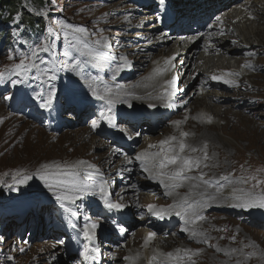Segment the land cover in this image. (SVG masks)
I'll use <instances>...</instances> for the list:
<instances>
[{
  "label": "rangeland",
  "instance_id": "374dc122",
  "mask_svg": "<svg viewBox=\"0 0 264 264\" xmlns=\"http://www.w3.org/2000/svg\"><path fill=\"white\" fill-rule=\"evenodd\" d=\"M45 1L47 5L43 6L36 14L41 15L45 12L47 13L48 10V16H51L52 26L55 27V29L53 28V33L51 35H53L54 32L57 33L56 40L59 39L61 47L56 50V53L59 55L56 57L50 56L48 53H44L43 55H40L41 52L38 53L37 63L39 64L41 59L45 61L44 64H40L41 69L55 65L57 69L55 74L59 79L54 82L57 83H49L47 76L40 77V73L35 69L29 73V78L24 83L12 84L11 80L17 79V77L12 75L11 70L4 75L2 84L0 82V109L7 114L8 118L13 119L10 124L4 123L0 128V202H11L10 205L13 206L14 212H20L17 208L26 211L25 206L27 203H23L27 202L26 200H34L35 203L38 204V210L29 213L26 218L23 219L25 224L20 225V229L18 227L19 225L15 222H10V230L9 228L3 229V232L0 233V237H3V240L0 241V264H71L73 258H71L72 256L68 257V253L65 250L67 243L65 241V244L63 242L58 245L59 238H57V235H64L66 236V239H68L69 237H67V234L73 231V225L76 230H81L86 223L95 222L96 220L91 217V214L86 213L88 202L85 199L87 196L82 197L75 205H72L74 210L78 211V215L73 217L60 207L59 203L55 200V196L44 187L43 182L39 180V176L37 175V170L41 168V165L58 164L63 169L65 165H71L72 161H81V157H84L82 160H85L86 163L79 166L77 170L80 171V168H88V165L91 164L90 157L98 159L101 154L107 156L111 149L116 148L115 145L112 147L109 137H104L105 141H103L99 140L96 134L94 136L88 134L87 136V131L84 126L89 122L83 124V121L80 118L82 117L81 114L76 117V115L73 116L68 112L62 113L60 121L69 120L70 124L63 126L60 130H55L53 126L55 120L54 114H52L53 120L50 122L48 116H44L45 109L38 106L40 101L34 99L37 93L42 91L46 93V91L55 84L59 86L61 85L63 90H72L76 93V90H73L76 87L73 86L72 89L69 80V75H71L72 72L61 70V68L64 64H67V61H69L68 58L71 60L70 62L78 59L82 64L88 55L85 51L86 49L83 48V43L78 42L76 39H73V37H79L80 41L86 42L89 45V48L93 50H100L106 53V57L99 58L101 62L109 60L112 61V64H120L122 61L120 60L121 56L126 57L127 60L129 59L131 66L127 68L125 67L122 71V76H124L130 74V70L127 71V73L124 72L128 68L132 67V69H135V74L131 77L129 76L130 78H126L129 82L135 83L136 80L145 74L147 66H149V63H147L149 58L147 56H140L138 58V56L135 57V54V56L130 55L136 46L145 42L147 37L139 34L143 30L140 28H132L133 31H130V27L121 25V18L124 13L127 14L128 10H132V6L136 8V4L133 3L132 5H129V3H132L129 0ZM28 6L31 5L29 4ZM128 6H130V8H128ZM188 7L192 8V6ZM145 8V6H140L138 8V16H141V19H137L132 26L139 27L144 23L147 25L146 23H148V21L143 19L145 18V15H150L149 21L152 22L154 15L147 12ZM60 21H63L64 24L73 25V29H67L70 33L68 40L64 39L63 31L65 29L59 23ZM79 26L85 27L88 31L86 33H75V27ZM134 32L139 34V39H136L135 41L127 36L129 33ZM101 38L106 39L111 47L105 48L103 46V41L99 45L95 44V41ZM71 40L73 41L71 42ZM174 41L175 39L173 38L171 42ZM50 42H52V40ZM71 44H76V49L72 48ZM253 44L254 53L251 56V65L252 67L257 65L256 67H258V69H250V71L261 77L253 79L258 85H261L264 84V47L261 46V43V45H259L258 41H254ZM77 49H80L81 51H77ZM114 49L118 52H112ZM140 50L142 53L145 49ZM14 51L18 52V48L15 47ZM50 51L55 54L53 47ZM65 52H68L69 55L65 56ZM71 52L75 53V58L70 56ZM141 55H149L150 58H154L157 56V50L153 49L150 52ZM112 57H115V59ZM3 61L4 52L0 49V63H3ZM145 63H147V65ZM110 67L102 65L99 69L104 70L105 72L110 70ZM87 71H92V68H88ZM51 74V72L48 73V75ZM186 74L185 69H182V73L178 72L177 75H180V85L183 81L185 82L186 79L184 78L187 76ZM192 76L193 77L189 80V83L197 77V72ZM36 77L40 78L37 79ZM110 81L113 82L109 78L103 80L107 85H112ZM243 82L250 84V81L247 78H245ZM115 85L121 86L122 84L116 83ZM182 87L186 88L187 85L184 84ZM250 87L253 88V86ZM192 89L193 87L189 89L187 88L186 94ZM209 90L215 91V94L220 92L217 88H210ZM32 91L33 93H31ZM8 96H10L11 99L6 100L5 97ZM141 97L143 96L141 95ZM262 98H264V90L261 89L258 90L257 95L251 94L249 95V98L239 97L241 101L243 100L247 103H251L250 106H252L251 113H253V120L261 121L262 123L257 125L256 129L253 121L249 120V117L246 116L245 120L248 123L244 124L246 121L243 119V124L248 127V132L240 127L233 128L224 126L223 128L226 131L240 138L242 144L241 142L238 143L234 138L226 136L225 138L232 145L231 149H214L211 158L207 154L208 161H205L204 155L197 156L201 160V167L204 176H229V181H232L234 184L233 186L245 189H251L255 181L249 180L248 184H241L239 182L240 177L243 176L247 178L248 176L255 175L257 179H264V171H257L258 169H264V99ZM19 99L20 104L14 108L13 106ZM29 99L32 101L34 110L25 105L26 101ZM83 104L85 103L83 102L82 105ZM227 104L228 103L222 104V106L226 107L225 105ZM237 105L238 103H236L232 109L236 111L239 110ZM187 106L191 105L188 104ZM243 114L250 115L248 112H244ZM87 119L88 121L90 120L89 117H87ZM174 121L178 120L175 119L172 121V125L176 126L177 124L173 123ZM165 126L166 124H163L157 130L155 129L154 132L148 133V139H150L149 137L154 138L153 134L156 138H159L158 132L160 131V128L162 129ZM73 131L79 132V138L83 142L77 138L74 139ZM180 131L185 133L187 128H181ZM145 133L146 131H144V135ZM51 134H53V136H51ZM130 134L131 133L128 131L127 133H124V135L127 136ZM161 134L163 135V133ZM144 135L142 133V136L139 137V141L133 145L132 151L126 153L125 150L122 149L121 153L117 155L115 154L117 150L114 149V153L112 152L109 154L113 159V162L115 159H119L118 161L122 162L126 156L139 152L141 142L145 141ZM108 149L109 151L107 152ZM192 154L193 153L188 152L186 155L196 158V156H193ZM62 158H67V160L70 161L64 163L62 162ZM97 159L96 161H100ZM91 165L96 164L93 163ZM205 165H207V167H205ZM117 166L118 165L112 170L116 169L118 173L109 172V167L102 170L106 175L107 173H111V177L107 176L106 178L110 191L116 189L117 191L120 190L121 184H119L120 180L117 179V175L122 178L126 173L124 172L120 175L122 169H118ZM195 169L196 168L192 171ZM49 170L55 171L56 169L53 167ZM17 173L20 175H17ZM24 174L32 175L33 179L28 181L27 184L17 183L16 181L22 179ZM199 175L196 177H199ZM83 177L84 175H81V179H83ZM126 179H128V177L124 180ZM133 182L134 178L131 179L127 186L134 187V184H131ZM137 184L138 182H135V185ZM262 189H264V185L257 187L255 191L259 192ZM137 191L145 192V190L139 189ZM120 192L121 190L119 193ZM131 194V190L123 193V195L129 197V201L133 199L134 196H131ZM175 194L179 195L176 192ZM150 195L152 199L147 202H135L134 204L136 208H141V210H143L149 205L164 207L170 205V202L166 203L169 200L163 198L162 200H159L156 194H153L152 192H150ZM21 200L23 202H21ZM134 201L135 200L130 202ZM215 205H218L221 208H219V210H212V206L207 207L206 210H204L206 212L204 215L206 218L197 223V226L199 227L198 229L201 230V238L195 241H189L188 243V250L196 253L191 257V260L194 261L195 264H237V262H239V264H264V226L258 225L264 221V209L230 207L228 209L233 210H228L224 209L226 208L224 207V204L216 203ZM85 217L88 219L86 220ZM97 221L100 223L102 229H110L109 222H106L105 224V220L102 219H97ZM128 222L131 224L129 227V234L127 233L123 242L117 246V248H121L122 251L128 247L137 246V244L131 242L132 237H134L136 233L142 234L140 228H145V222L142 221V216H140L137 210H134L133 213H129ZM17 227L20 232H17ZM66 228H68V230H66ZM37 231H39V234L38 236H35ZM166 233H170L169 235L172 237L174 236L171 229H164L160 234L163 235ZM232 237H235V239L233 240ZM173 239L176 238L173 237ZM205 240L207 242H204ZM184 243L186 242L182 240V238H177L176 244L172 245L171 248L181 249ZM101 244L102 242L99 243V246ZM156 245L158 246V244H155V246ZM246 245L254 246L246 247ZM99 248L103 254L105 251L111 250V253L116 259L114 264H120L122 259L127 256L126 251H123L121 255H119L114 247L109 248L108 246L101 245ZM158 248L165 251L160 245ZM20 249H24V251H20ZM217 249L220 250L218 251ZM232 249H236L237 251L232 252ZM249 252H255L256 254L253 256H247L246 254ZM102 262L108 264L109 261L107 254L105 255V258L102 259ZM184 264H191L187 257Z\"/></svg>",
  "mask_w": 264,
  "mask_h": 264
},
{
  "label": "bare ground",
  "instance_id": "6f19581e",
  "mask_svg": "<svg viewBox=\"0 0 264 264\" xmlns=\"http://www.w3.org/2000/svg\"><path fill=\"white\" fill-rule=\"evenodd\" d=\"M135 1L139 2V0ZM180 2L179 5L173 3L171 6H161L159 5L158 1L155 2L154 0H151L149 4H154V6L150 7V9L157 8L158 10L159 19L157 17V24L146 23L147 25H145L144 23L139 27L132 26L135 24L137 19H141V16H138L139 6L136 8L132 6L133 9L128 10L127 14L124 13L122 16L121 25L130 27V31H133L132 28H140L144 32L142 31L139 34L147 37L145 42H142L140 45L136 46L134 51L130 53L131 56L136 55L135 57L138 56V58L140 56H147L149 58V61L147 62L149 63V66H147L145 74L136 80L135 83L129 82L128 79H126L135 74L136 71L135 69H132V67L124 71L127 73V71L130 70V74L122 76V71L125 68L123 67L120 70V74L115 75L116 72L111 71L106 76V78L111 79L113 82L121 83V86H117L115 85L116 83L111 81L110 82L112 85L106 84L103 86L99 82L100 78L98 76L88 75L85 72V75L90 78V85L85 96L88 101L86 102L87 106L86 109H84V113L89 112V114L92 115L96 108L99 107L103 109L106 106V101H101L93 96H90L92 88H95L101 95H108L105 92V89L110 88L112 89L110 94L111 98L118 101L113 107L115 122H124V120L129 122L131 120L129 123L124 125L126 129L123 130V132L127 133L128 131L131 133L130 137L133 139L132 144L139 141V137L142 136V133L144 135V131H146L144 135L145 141L141 142L139 148L140 151L133 155L126 156L122 162L118 161L119 159H115L113 162V159L109 155L112 152L114 153V149L117 150L115 154L118 155L121 153L122 148L120 149V146L117 143H111L112 147L115 145L116 148L111 149L110 151L108 149L107 152H109L107 156H103L101 154L98 159L90 157V163L96 164L93 168L95 170L98 168L100 171H102L104 168L109 167V172L114 173L117 172V170L112 169L118 165L117 168L122 169L120 175L126 172L122 178L121 176L117 175V179L120 180L119 184H121V192L119 193L120 190L117 191V189L113 190L112 196H115L114 200H111V197H109L111 201L122 203L126 205V207L121 210L109 211L104 207L103 201L100 199L99 194H96L94 201L89 202V204L94 205L92 208H90L89 212L93 216V219L97 220L108 213L116 215L115 217H117L118 220L122 218V223L117 224L122 225V228L125 229V231H120L118 227L113 229V231L116 230L117 233H119V238L121 240L125 239L127 233L129 232V227L131 226V224L127 225L125 222V219L128 217L129 213H133L134 210H137V212H139L142 216V221L145 222V228H140L142 234L136 233L134 237H132L131 242L133 244H137V246L128 247L123 250L126 251L127 256L122 259L120 264H149V260H151L154 255L157 257V260L154 262V264H159L161 260L166 259V256L161 254H166L169 252L175 254L177 249H172L171 246L176 244L177 238H182V240L186 242L180 249L181 255H183V250H188V243L191 240V236L189 232H184L181 229L187 227L190 230L195 228V230L198 231L199 228L196 224H185L184 219L176 216L174 213L171 216H165L163 219H160L149 213L148 207L147 212L145 209L141 210V208H136L134 204L135 202H147L148 200L152 199L150 192L156 194V196H159V200L161 199L160 195L163 192L165 193L164 187L159 183L158 180L147 178L149 173H139L136 162L139 163V167H141V164L139 160L135 159L137 154L142 152L156 153L160 152L162 148L166 149L169 146H174V151L179 152L178 144L180 140H183L189 147H187L185 151L181 153V155L186 156L188 152H191L193 153V156H203L205 151L204 145L206 144L207 154L211 158L212 152H214V149L216 148L223 150H229L232 148L231 143L225 138L226 136L234 138L238 143L241 142L242 144V140L234 136L232 133L226 131L223 128L224 126L233 128L240 127L248 132V127L244 125L248 123L245 120L246 116L249 117V120L253 121L256 129L257 125L262 123L261 121L253 120V113H251L252 106H250L251 103H247L243 100L241 101L239 97L249 98V95L251 94L257 95L259 89L264 90V84L258 85L255 81H253V79L261 77L256 73H251L250 68L244 66L246 64L252 63L251 56L254 53V41H258V44H262L261 46L264 47V0H180ZM130 4L132 5V3H129V5ZM181 6L182 8H180ZM188 6H192V8L188 9ZM128 8H130V6H128ZM149 16L145 15V18H142L145 21H149ZM125 17H128V19H125ZM206 17L209 21L207 22L206 27L203 29L199 26V23L204 22V18ZM216 17H220V20H217ZM171 19L175 21L172 24H170ZM167 24H170L169 28L173 29V32L169 36H167L164 30L159 32L158 37L153 36L154 31L163 28ZM221 31L223 34H221ZM139 34L134 32L129 33L127 36H129L131 40L135 41L136 39H139ZM173 38L175 41L171 42ZM244 45H249L250 47L244 48ZM140 49L145 50L141 53ZM153 49L157 50V56L154 58H150L149 55H141L143 53L150 52ZM112 52L117 53L118 51L114 49ZM173 57H175V59L172 61L174 67L169 65L167 66L170 68L169 71H166L163 74L155 73L154 70L156 68L166 67V59ZM89 58L93 65L99 64L98 58ZM147 63L145 64L147 65ZM121 64H123V61H121ZM129 66H131V63ZM256 66L257 65L253 66V70L256 68L258 69ZM115 69L116 67L113 68V70ZM182 69L186 70L187 76L184 78L186 79L185 82L183 81L180 85V75L177 74L178 72L182 73ZM196 72L197 77L192 80L194 83H189V80H191L193 77L192 75H194ZM225 73H239V75L226 76L225 78L235 80L236 84L237 82H240V84L238 86H230L223 83L222 81H214L211 79L212 75L214 74L223 75ZM114 75L115 79L112 78ZM173 75L178 77L176 87L181 90L176 92L171 101L177 106L173 108H165L163 104L168 101L161 100L158 97H163L166 95V88L171 90L170 86L167 85L165 81L171 79ZM93 77H98V79L93 81ZM245 78L250 81V84L243 82ZM84 82L88 86V81L85 80ZM184 84L187 85L186 88L182 87ZM250 86H253V88ZM259 86H262L263 88ZM191 87H193V89L188 94H186V89ZM210 88H217L220 90V92L215 94V91L209 90ZM141 95L144 98L141 97ZM125 100H127L128 103L132 105L131 108H129L128 103L123 102ZM183 101H187V103L185 104ZM225 103L228 104L225 105L226 107H223L222 104ZM236 103H238L237 106L239 108L237 111L232 109ZM149 104H156L157 107L149 108ZM188 104L191 106H187ZM244 112H248L250 115H244ZM208 117H211L210 122ZM85 119L86 117L82 116L81 120L84 121ZM145 119H147L146 122L142 123L139 127H136L139 122H143ZM175 119L180 122L176 126L172 125V121ZM243 119L246 121L244 124ZM97 120H100V117H98ZM12 121L13 119L8 118L7 114H5L2 109H0V128L4 123L10 124ZM163 124H166V126L162 129L160 128V131L158 132L159 138H156L153 134L154 138L149 137L150 139H148V133L154 132L155 129L157 130ZM84 127L87 131V136L88 134L94 136L95 131L92 130L91 125H86ZM103 128L105 130H103ZM181 128H187V131L185 132L188 133L187 136H181V133H184L180 131ZM96 129H98V133L109 131L107 134H115L116 132L113 127H110L107 122L103 120H100V125ZM161 133H163V135ZM51 136H53V134H51ZM170 137H176V140L170 141V145L161 144V141L167 140ZM76 138L81 140L79 138L78 131L74 132V139ZM99 140L105 141L104 137H99ZM191 148H196L197 151L192 152ZM132 149L124 148L126 153ZM82 159H84V157H81V160ZM96 159L100 161H96ZM69 161L70 160H67V158H62V162L64 163ZM205 161H208V158L205 159ZM71 163L76 164L77 162L72 161ZM172 167L173 166H169V170H171ZM201 172L202 167L200 164L198 169L188 173V175H199ZM102 173L105 172L102 171ZM110 174L111 173H107L106 178L107 176L111 177ZM126 177H128V179L124 180ZM205 177L206 176H204V179H206ZM133 178L134 182L131 184H134V187H128L127 184ZM94 182L99 184L101 181L96 179ZM135 182H138V184L135 185ZM192 185H197V187H192ZM220 185H223L224 187L226 182L219 181L217 183H211V186L209 187L204 185L201 180H186L183 181L181 187L172 189V195L167 196V199L178 202L183 196L185 197V195H188L189 202L195 200L206 203L207 205L211 203H220L224 204V207L228 209L232 207L231 205L234 203L230 195L233 188L228 186L222 189L221 193H217L216 188ZM230 185L233 186L234 184L231 183ZM233 187L237 188L236 186ZM138 189L145 190V192H138ZM128 190H131V196L134 195L133 199L130 200H135L134 202H130L129 197L123 195V193L127 192ZM174 191H179L181 195H176ZM201 193L203 195H201ZM139 194L140 196L144 197H140ZM210 196H214L215 199H210ZM87 197L93 200V195H87ZM204 198H207V200H204ZM99 205H101L102 213L94 211V209ZM202 209L205 210V208ZM147 213H149V216H147ZM106 222L107 221L104 223L106 224ZM199 222L201 221H198L197 223ZM97 224L98 227L95 230L99 229L100 223ZM166 225L173 226V237L176 239H173L171 235H164L160 237L158 234H156V232ZM150 232H154L156 235L151 241L148 242L147 245H145V239ZM38 234L39 231H37L35 236H38ZM198 237H201V235ZM57 238H59L58 243L56 242L58 245L62 244L61 241L66 240V236L64 235H59ZM155 244H158V246L160 245V247L164 248L165 251L160 250L157 245L155 246ZM85 245H87V241L83 233H80L77 236L76 242H69V251L73 253L75 252L76 246ZM101 245L110 246L109 248H112L116 244L113 243L111 246L102 243ZM89 247L98 248V245L92 243ZM115 250H117L119 255H121L123 252L121 248H116ZM106 254L109 261L108 264H114L116 259L111 253V250L105 251L104 255L101 254L100 257L103 259L105 258ZM98 258L99 253L96 254L95 260H98ZM95 260L85 261V264H91L90 262ZM101 264H105V262Z\"/></svg>",
  "mask_w": 264,
  "mask_h": 264
},
{
  "label": "snow or ice",
  "instance_id": "6c2138e0",
  "mask_svg": "<svg viewBox=\"0 0 264 264\" xmlns=\"http://www.w3.org/2000/svg\"><path fill=\"white\" fill-rule=\"evenodd\" d=\"M159 5L164 6L166 3V0H158ZM19 18V14H17V19ZM125 19H128V17H125ZM159 19V17H158ZM217 20H220V17H216ZM62 27L65 29L63 31L64 39L68 40L69 37V31L67 29H73V25L71 24H64L63 21L59 22ZM75 33H86L88 30L85 27L79 26L75 27L74 29ZM47 32L49 36L53 33V28L48 27ZM221 34L223 32L221 31ZM73 39H76L78 42L83 43V48L87 50V55L89 57L95 58H104L106 57V53L100 50H93L89 48V45L86 42H82L79 40V37L74 36ZM103 41V46L105 48H110V43L104 39H97L95 41V44L99 45ZM235 43V42H233ZM54 47L53 43H50L48 41H45L42 44L35 45L30 54L21 52L20 53V59L18 63H14L11 68L12 75H15L17 79H12V84H21L24 83L29 78V73L35 69L37 72L40 73V77L47 76V80L49 83L56 81L58 79L56 73V67L55 65H51L49 68L41 69L40 64H44L45 61L41 59L39 61V64L37 63L38 59V53L44 52L47 53L50 51V49ZM71 47L76 49V44H71ZM77 51H81L80 49H77ZM83 54V53H82ZM65 56L69 55L68 52L64 53ZM115 59V57H112ZM9 59H14L13 56H9ZM175 59L169 58L165 60L166 67L164 68H156L154 71L156 74H163L166 71H169L170 68L167 66H172V61ZM120 60L123 61V64L119 65L116 69L117 72H119L123 67H127L130 65V61L127 60L126 57L121 56ZM245 67L251 68V64L244 65ZM63 67L61 70H63ZM67 67H70L73 71H76V69L83 67L81 62L77 59L74 60L70 65H67ZM51 72V75H48V73ZM79 74V73H78ZM4 73H0V82H3ZM239 75V73H225L223 75H212L211 79L214 81H222L225 84H228L230 86H235L236 81L226 79V76H235ZM40 77H36L39 79ZM115 79V75L112 77ZM98 77H93L92 80H97ZM177 79L178 77L176 75H173L171 79L166 80L165 83L170 86V89H165L166 95L163 97H158L161 100H167L168 102L164 103L163 106L165 108H173L177 105L172 103V99L175 96L177 91H180L181 89L177 88ZM105 92L108 95H101L97 92L95 88H92L91 95L95 97L98 100L106 101V106L99 112L100 120L106 121L107 124L110 127H117L118 125L115 123V115L113 114V107L118 102L111 98V92L112 89L106 88ZM5 99H11L10 96L5 97ZM36 100H39V107L42 109H48L52 110L54 101L57 99V89L52 86L50 87L46 93L45 92H39L36 94L35 98ZM124 103H128L127 100L123 101ZM183 103H187V101H183ZM129 108L132 107L130 103H128ZM149 108H155L157 107L156 104H149ZM100 120H92L91 121V127L93 129H96L100 125ZM209 122L211 121V117H208ZM173 123L179 124V121H174ZM123 131V129H121ZM138 135V134H137ZM188 133H181V136H187ZM131 138V137H129ZM176 140V137H170L167 140L161 141V144L163 145H170V141ZM189 147L185 144L183 140L179 141L178 148L179 152L174 151V146H169L168 148L164 149L162 148L160 152L156 153H149V152H142L140 154H137L135 157L136 160L140 161L141 167L143 170L147 173H149V176L147 178L158 180L159 183L164 187L165 189V195L171 196L172 195V189H176L182 186L183 181L186 180H196L199 179L202 181L204 185L211 186V183L209 180L204 179V173L201 172L199 177L190 176L188 173L192 172L194 168L198 169L201 164L200 158L196 157H190V156H184L181 155L185 151V149ZM207 145H204V159L208 158L207 151H206ZM192 152H196V148H191ZM86 162L81 160L78 161L76 164L71 165H65L62 169L60 165H48L44 164L41 165V168L37 170V175L39 176V180L43 182L44 187L51 192L55 196V200L59 203L60 207L64 209L65 212L69 213L71 216L75 217L78 215V211L74 210L72 205H75L78 200H80L82 197H85L87 195H96L99 194L100 199L103 201L104 207L109 210H121L126 207V205L118 202H113L109 198V191H108V181L102 180L99 184L95 182H86L89 177H91L93 174L90 172H85L83 179H81V173L77 169L80 165H84ZM169 166H173L171 170H169ZM55 168V171H50L49 169ZM95 165H88V168H94ZM207 167V165H205ZM259 171H264V169H258ZM97 174H99V169H97ZM17 175H20L17 173ZM15 179V177H14ZM33 176L29 174H24L23 178L16 181L19 184H27L28 181L32 180ZM221 180L229 181V176H222ZM249 180L255 181V183L252 185L251 189H245V188H233L231 192V198L234 201V203L231 205L232 207L236 208H259L264 209V189H262L259 192H256L255 189L261 185H264V179H257L255 175L245 177H240L239 182L241 184H248ZM167 181V182H166ZM192 187H197V185H192ZM223 185H220L216 188V192L219 193L222 189ZM201 195H203L201 193ZM210 199H215L214 196H210ZM208 205L206 203H201L200 201L193 200L192 202H189L188 195H185L183 199H181L178 202H174L172 205H169L167 208L160 207L157 208L156 205H149L148 206V212L151 213L153 216L158 217L160 219H163L165 216H171L173 213L176 216L181 217L184 219L185 224H192L195 225L198 221H201L205 219L206 217L202 214L201 208H207ZM87 220L88 218L85 217ZM74 227V225H73ZM98 227V224L96 222H89L84 225L83 229V235L86 240L92 241L95 239V229ZM120 231H125V229L121 228ZM182 231L189 232L191 237H196L197 235H201V233H198L195 228L189 229L187 227L183 228ZM154 232H150L145 239V245L148 244L149 241H151L155 237ZM234 240L235 237H232ZM3 240V237H0V241ZM204 242H207L206 240ZM63 243V241H61ZM248 246H254V245H246ZM218 251L220 249H217ZM20 251H24V249H20ZM232 252L237 251L236 249H232ZM99 252L98 248H90L88 245L84 246L83 251L80 252V256L83 258L84 261H90L96 259V254ZM196 253L191 252V250H183V255H181V250L177 249L175 254L172 252L161 254L166 256L165 260H161L159 264H184L185 257L188 258V260L191 262V264H195L194 261L191 260V257L195 255ZM255 252H249L246 255L247 256H253L255 255ZM157 260V257L154 255L151 260H149V264H154V262ZM239 264V262H237Z\"/></svg>",
  "mask_w": 264,
  "mask_h": 264
},
{
  "label": "trees",
  "instance_id": "16d2710c",
  "mask_svg": "<svg viewBox=\"0 0 264 264\" xmlns=\"http://www.w3.org/2000/svg\"><path fill=\"white\" fill-rule=\"evenodd\" d=\"M34 7L40 8L46 5L45 0H27ZM22 0H0V25H5L6 22H11L12 17L16 13H20V21L24 23L25 21L28 23L29 27L32 28L36 23L38 29L43 28V21L41 18L37 16L28 15L22 7ZM26 18H24V17Z\"/></svg>",
  "mask_w": 264,
  "mask_h": 264
}]
</instances>
